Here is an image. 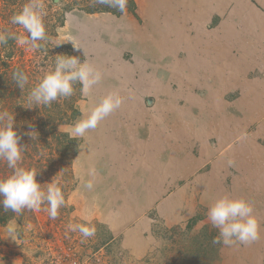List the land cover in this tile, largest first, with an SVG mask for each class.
<instances>
[{
    "label": "rangeland",
    "instance_id": "1",
    "mask_svg": "<svg viewBox=\"0 0 264 264\" xmlns=\"http://www.w3.org/2000/svg\"><path fill=\"white\" fill-rule=\"evenodd\" d=\"M29 2L43 6L47 39L37 50L16 42L12 64L46 63L55 45H68L103 78L82 92L81 116L64 128L79 149L70 175L50 178L67 186L58 218L49 219L44 203L34 220L12 221L23 264H191L200 256L195 248L201 244H191L197 235L216 248V255L209 249L204 255L211 264H264V97L241 96L245 66V79L264 83V0H135V15L119 17L68 11V0H0V32L27 37L11 17ZM143 42L168 54L160 84L138 82L145 73L136 68L134 50L146 56L143 47L135 49ZM194 76L206 81L194 83ZM110 92L122 97L120 108L75 136L73 126ZM135 110L142 112L140 122L128 120ZM142 121L156 131L141 154L133 138ZM166 149L167 157L159 153ZM93 168L101 178H90L94 188L87 190L83 183ZM225 195L253 205L259 240L212 243L217 229L207 210ZM71 224L94 226L95 234L83 238Z\"/></svg>",
    "mask_w": 264,
    "mask_h": 264
},
{
    "label": "clouds",
    "instance_id": "2",
    "mask_svg": "<svg viewBox=\"0 0 264 264\" xmlns=\"http://www.w3.org/2000/svg\"><path fill=\"white\" fill-rule=\"evenodd\" d=\"M98 2L121 13L127 7V0H98ZM45 14L42 5L34 2L25 4L18 13L13 14L11 23L22 26L28 34L27 37L2 31L0 45L6 44L9 39H14L19 45H28L32 50L43 48V43L38 42L47 39L43 23ZM73 47L76 50L81 49L78 46L73 45ZM102 78V72L87 60L81 62L77 56L57 55L53 70L45 73L31 88L28 97L29 108L33 105L50 106L58 98L70 97L75 83H79L81 91L87 94L101 82ZM13 79L19 88H23L28 83V76L19 70L13 72ZM122 103L123 99L118 93H108L86 118L73 126V133L78 137L85 136L90 130L97 128L102 120L119 109ZM5 118L7 123L0 125V160L5 161L12 172L7 177L0 178V206L5 211L11 210L20 214L24 209L39 211L41 205L46 203L49 219H57L59 209L65 205L62 189L56 183H49L46 190L42 189L41 183L37 181L38 172L20 166L24 146L20 144L21 137L13 128V116L0 114V120ZM228 163L232 166L234 161L229 160ZM96 174L94 168L90 169V176L94 178ZM83 187L92 190L94 180L84 181ZM207 218L211 226L217 229V235L212 239L214 245H250L260 239L259 222L254 215L253 205L244 198H232L227 195L219 197L209 205ZM69 230L79 232L83 238L95 234V227L88 224H71ZM6 232V237H10L13 241L17 240V229L14 224L6 226Z\"/></svg>",
    "mask_w": 264,
    "mask_h": 264
},
{
    "label": "trees",
    "instance_id": "3",
    "mask_svg": "<svg viewBox=\"0 0 264 264\" xmlns=\"http://www.w3.org/2000/svg\"><path fill=\"white\" fill-rule=\"evenodd\" d=\"M66 8L68 11L77 9L86 14L108 13L119 17L125 13L135 15L136 3L135 0H127V7L123 13L99 3L98 0H68ZM53 48L51 61L46 60L45 63L35 59L28 64L15 65L12 64V60L19 51L16 40L9 39L6 44L0 45V114L6 113L7 116H13V128L21 137L20 144L24 146L20 166L37 171V181L41 183V188L44 190L48 187L50 178L57 176L65 178L70 175L79 149L78 141L64 130L81 116L78 108V103L82 99L79 83L73 85L74 91L70 97L58 98L50 106L33 105L29 108L28 97L31 88L45 73L53 70L56 56H76L68 45H55ZM9 54L12 55L11 59H7ZM16 70L28 76V83L23 88H19L13 79V72ZM4 123H7V118L0 120V125ZM11 172L6 162L0 160V178L7 177ZM57 185L63 193L66 192L65 181ZM34 213V210L24 209L20 214H16L11 210L5 211L0 206V229L12 221L34 220ZM204 231L202 230L203 233ZM191 240L194 246H197V243L201 244V247L195 248V253H199L200 256H196L197 260L191 264H211L213 259H204V255L208 249L213 250L216 255V248L213 246L210 248V244L204 245L200 235L192 237ZM1 245L0 239V248Z\"/></svg>",
    "mask_w": 264,
    "mask_h": 264
},
{
    "label": "crops",
    "instance_id": "4",
    "mask_svg": "<svg viewBox=\"0 0 264 264\" xmlns=\"http://www.w3.org/2000/svg\"><path fill=\"white\" fill-rule=\"evenodd\" d=\"M197 44L198 43L193 44L192 46H189L188 48H190V47L194 48ZM139 47H143L142 50L144 52H146V56L142 55L143 52H138V50H134V52H135L134 58L137 61L136 68L137 69L144 68V71H142V73L143 72L145 73L144 74V80L141 78L140 75H138L139 76L138 82L146 81V82H149L151 84H153V83L154 84H160V80L157 79V75H159V72L162 71L163 69L167 70L169 68L168 54H164L162 51H160L163 48V46L159 45V47H158L157 43L152 44L150 42H148V43L143 42V43L137 44L135 49H138ZM189 51L190 50L187 49L184 52L188 53ZM154 56H160L161 59L164 58L166 60L165 61H163V60L162 61H155L154 59H156V58ZM227 57H229V56H227ZM188 62H189L188 59L183 60V64L185 63V65H188ZM194 65H192V67ZM148 66H149V70H153L154 74L152 75V71H150V75H152V76L146 77L147 73L145 72V70H148ZM188 66H190V65H188ZM261 66L262 67L259 69L263 70L264 64H262ZM245 68H246V72L248 75L250 68H249V66H245ZM155 76H156V78H155ZM246 76L241 80V82L243 83L242 91L244 92V94L241 95L242 98H248L251 94H254L256 97H259V98L261 96L264 97V83H263V81L261 82L259 79H257V81L250 82L248 79H245ZM192 81L194 83L196 81L205 82L206 78L205 77L200 78V76L198 78L197 76H194L192 78ZM254 83H256V85ZM150 87L152 88V85H150ZM155 88H157V87H155ZM257 113H260V112H257ZM141 116H142V112L139 110H135L131 116L127 115L128 120H132V121L135 120L136 122H140L139 119ZM124 120L125 119H123L122 121H124ZM160 122L162 123L163 120H160ZM129 123L132 126L135 122H129ZM152 124L153 123L151 122V124L149 125L148 128H145V123L143 121H142V123L135 124L137 126L136 128H138V129H136L137 135L135 138H133V140H134L133 143L137 147V152H140L141 154L143 151L142 148L146 149L148 147V145H151V143L153 142L152 139H149L150 132L156 131L155 125L154 124L152 125ZM120 126L122 127L121 130H125L123 125H120ZM128 130H131V129L129 128ZM159 153L161 155L162 154L167 155V149L165 151H161ZM95 177L101 178L100 176H95ZM88 178L90 179L93 177L89 176ZM93 179H95V178H93ZM9 224H13V223L10 222ZM8 225H6V226H8ZM6 226L0 229V239L2 241V245L0 248V264H23V258L24 257L22 258V256L20 255V250L18 249V247H19L18 243H20V241L18 239L16 241H13L10 237H6V235H7Z\"/></svg>",
    "mask_w": 264,
    "mask_h": 264
},
{
    "label": "bare ground",
    "instance_id": "5",
    "mask_svg": "<svg viewBox=\"0 0 264 264\" xmlns=\"http://www.w3.org/2000/svg\"><path fill=\"white\" fill-rule=\"evenodd\" d=\"M161 0H154L153 4L160 2ZM147 5V4H146ZM153 9V8H152ZM156 9V8H155ZM154 11V10H153ZM149 16V15H148ZM165 45V44H164ZM226 85V84H225ZM251 111V110H250ZM249 113V112H248ZM167 157V155H165ZM192 166V165H191ZM196 166V165H195ZM193 170V169H192ZM173 201V200H172Z\"/></svg>",
    "mask_w": 264,
    "mask_h": 264
},
{
    "label": "water",
    "instance_id": "6",
    "mask_svg": "<svg viewBox=\"0 0 264 264\" xmlns=\"http://www.w3.org/2000/svg\"><path fill=\"white\" fill-rule=\"evenodd\" d=\"M57 1H58V0H55V2H57ZM8 57L10 58V57H11V55H9ZM151 103H152V100L148 99V100H147V104H149V105H150Z\"/></svg>",
    "mask_w": 264,
    "mask_h": 264
}]
</instances>
